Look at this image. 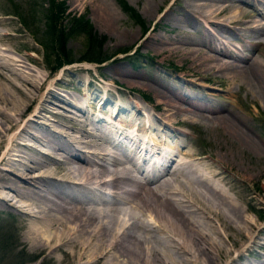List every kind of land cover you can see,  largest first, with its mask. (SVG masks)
I'll list each match as a JSON object with an SVG mask.
<instances>
[{
    "label": "bare ground",
    "instance_id": "6f19581e",
    "mask_svg": "<svg viewBox=\"0 0 264 264\" xmlns=\"http://www.w3.org/2000/svg\"><path fill=\"white\" fill-rule=\"evenodd\" d=\"M171 1L159 18L168 20L171 6L183 2L179 9L183 15L174 19L175 25L177 22V27L183 31L181 41L168 39L181 45L175 48L168 45L167 49L162 46L164 38L151 36L156 51H175L188 59L186 76L208 79L209 75L220 73L221 78L244 85L253 98L264 101V63L254 57L233 54L226 49L227 42L221 37V31L237 28L257 39L259 46L263 44L264 21H260L264 19L263 12L252 14L240 8V14L229 20L222 16L235 3L248 5L264 0ZM152 4L154 8L157 5ZM152 4L145 2L143 6L149 12ZM154 12L151 9V13ZM194 14L199 18L195 22L191 21ZM199 22L211 29L217 28L218 34L209 29L210 41L202 36L204 41L193 39L190 42L201 46L199 48L182 43V38L189 36V28H197ZM218 45L225 47L219 49ZM212 50L228 58L224 60L209 53ZM6 56L0 50V104L10 111L7 113L0 108V144L6 133L14 130L0 153V207L19 210V220L25 227L23 236L30 249L44 253L49 259L56 258V252L62 253L74 264H264V258L256 263L245 261L240 252L253 248L252 244L257 243L253 232L258 230L254 236L258 238L263 227L249 220L245 215L247 207L241 208L222 186L228 183L233 189L218 167L206 156L178 149L183 132L169 125L170 121L187 122L184 121L187 118L207 125L221 121L229 124L233 131L235 153L257 145L233 114H219L220 109L189 100L190 97L209 101L206 94L210 93L198 86H203L200 81L176 78L178 88H175L180 92L173 90L170 94L152 86L160 98L157 102L162 114L160 120L150 117V123L146 124L141 119V111L138 113L139 108L131 102L115 112V116L125 112L126 117H117L116 122L106 121L109 126L105 128L97 125L98 135L79 125L74 132L79 133L76 137L61 134L47 125L39 126L41 135L36 132L33 116L45 111L44 101L47 100L39 101V98L36 112L25 120H21V116L36 99L42 76H37L36 80L26 72L24 60L28 58ZM246 59L250 61L245 62ZM121 73L127 74L126 71ZM106 98L99 100L105 103ZM202 110L218 114H205ZM183 117L187 118L182 120ZM84 120L91 123L89 115L85 114ZM93 120L101 122L100 118ZM25 137L41 142L46 152H37L25 141L19 143V139ZM117 137L125 138L127 143ZM82 148L92 155H85ZM118 153L123 154L122 159L116 155ZM181 173H185L183 177ZM15 178L26 185L18 184ZM177 194L183 198L176 197ZM118 204L127 205L137 216L133 214L129 221V217H125L128 213ZM146 217L153 222L151 228ZM151 232L155 234L150 235ZM244 241L252 243L247 246ZM234 247L240 248L235 249L238 253L231 258Z\"/></svg>",
    "mask_w": 264,
    "mask_h": 264
},
{
    "label": "rangeland",
    "instance_id": "374dc122",
    "mask_svg": "<svg viewBox=\"0 0 264 264\" xmlns=\"http://www.w3.org/2000/svg\"><path fill=\"white\" fill-rule=\"evenodd\" d=\"M53 1L55 3L61 1L65 6L64 16L60 19V27H66L67 19L71 18L72 15L77 16L83 14L95 33L103 37L100 53L110 56V58L99 64L73 62L69 65L63 64L61 67L54 68L56 67V61L61 59L63 54L69 58H80L83 54L82 36L76 34L66 38L63 49L56 50L55 52L58 55H55V53L53 55V50H43L35 42L30 32L20 25L18 18L9 15L10 13H14V9L12 8L13 4L21 6L22 9L19 13H27L28 10H24L27 7V3H33V9L35 10L34 18L32 21H29L32 23L33 28L39 32L38 36H36L40 39L45 30L43 25L44 13L49 9V0H0V32H2L0 33V50L2 54L15 59L22 57L24 60L28 58V60H24L27 62L25 65L27 68H24L26 72L31 74L36 80L38 79L37 76H42L40 90L37 93L33 90L35 95H38L34 101L32 100L30 102L31 106L21 116V120H25L29 114L36 112L35 105L40 98L39 101L42 99L47 101H44L45 111H41V115L33 116L35 119L33 121L34 126L38 134L42 132L39 126L47 125V127H51L53 130H59L62 132L61 134L66 135L68 133L72 137H76L79 133L74 132L78 128L77 125H79L84 126L85 130L91 131L94 135H98L99 133L96 129L98 126L99 128H105L106 125L109 126L106 121L112 119L116 122L118 121L117 117H126L125 112H118L116 116L115 112L118 108L123 107L124 104L128 103L130 105L131 102L139 108L138 113L141 111V119L143 118L145 123L148 124L150 123V116L154 117L157 121L160 120L159 118L162 115L160 105L157 104L160 98L157 96L158 94L153 87L167 94V91H169V94L174 91L179 93L180 90L175 88L178 86L176 78L179 81L187 77L191 81L197 79L203 86L200 84L197 85L202 87L205 93L207 91L210 93L209 95L206 94L209 101L190 97L189 100H193L192 102H197L196 104L201 106L220 109L219 114H233L235 119H239L244 128L249 131L257 145L251 146L250 149L248 148L244 152L235 153L234 143L236 140H233L235 136L229 124L216 121L214 125H207V123L203 124L198 120L183 117L182 120L187 118V120H184L187 122L178 120V122L170 121L169 123L170 127L177 128L183 132L178 140L180 143V148L178 149H182V151L188 149L187 151L192 153L206 156L209 162L213 163L216 168L218 167L217 169L225 174L226 179L231 183L230 185L233 186V189L229 188L228 183L222 186L233 196V199L241 208L247 207L248 210L245 212L246 217L256 223L258 227H263L264 230V202H262L264 196V101L253 98L252 93L246 91L244 85L233 84L226 78H221L220 73H216V76L209 75L208 79L184 75L188 59H183L175 51H156L154 43L150 39L151 36H155L158 39L164 38L162 46L167 49L168 45L169 47L173 46V48L181 45L178 42H168V39L181 41L180 38L182 37L183 31H180L179 26L177 27L179 25L177 22L175 25L174 19L183 15L179 11L183 6V2L178 1L172 5V9L167 16L168 20H165L159 17L169 8L172 3L171 0ZM92 2L97 3L99 6ZM145 2H151V4L154 2L157 3L155 8L153 4L151 8L155 11V15L151 13V9L149 12L146 11L145 6H143ZM122 4L131 8L137 15V18L126 13ZM240 8L252 14H256L258 11L264 13V1L252 2V4L248 3V5L241 2L235 3L222 17L228 18L229 20L230 17L240 14ZM6 13L9 14L6 15ZM197 17L194 14L191 16V21L195 22L196 19H199ZM260 21L263 22L264 19ZM203 25L202 22H199L197 28L190 27L188 30L189 36L182 38V43L189 45L193 39L195 41L202 40L203 37L209 38L207 41H210L209 33L211 31L213 32V30L218 34L217 28L212 27L211 29ZM209 29H211L210 32ZM221 33V37L227 42H225L227 50H230V52L238 56L254 57L256 60L264 63V43L259 46L257 39L252 38L250 34H245L246 31L242 29L235 28L234 31H231V29L223 30ZM190 45L198 48L201 47L193 44ZM225 46L218 45L219 49H223ZM218 47L216 46V49ZM203 49L207 51L206 48ZM213 51H209V53L215 54L224 60L228 58L221 56L219 52L214 53ZM248 61L250 59L245 60V62ZM16 68L19 67L17 66ZM121 71H126L127 74H123ZM26 72L23 74H26ZM6 74L10 75L7 71ZM134 74H139V76L136 77ZM48 90L50 92L49 95H47ZM56 95H58L59 99H56ZM106 96L108 98H106L107 101L105 103L102 102L103 100H99L101 98L104 99ZM1 105L0 108L5 109L7 113L10 112ZM202 112L211 115L218 114L209 113L207 110H202ZM84 113L89 115L91 123L87 121L86 123L83 122L85 121ZM99 118L101 119V122H98L99 124L93 120ZM170 120L173 119L171 118ZM62 123L65 126L61 125ZM119 124L121 123L119 122ZM119 124H117V127ZM13 130H9L4 136V140L0 144V153L6 146ZM152 131L154 132V130ZM153 132L151 133L154 134ZM25 138H23L24 140L19 139V143H21L20 141H25L32 145L33 147H31L37 152L38 150L43 152L47 150L38 140ZM117 138L127 143L125 138ZM24 147L28 148L27 146ZM82 150L85 155H92L86 148H82ZM44 154L48 155L46 153ZM116 155L119 159L123 158L122 153ZM20 157L23 158L22 156ZM181 174H179L180 177ZM16 181L18 184L26 185L23 181L19 182L17 179ZM23 186L19 187L24 188ZM176 197L183 198L180 194H177ZM13 202L15 204L18 203L15 200ZM124 205L118 204L123 211L128 213L125 217H129V221H131V217L134 215L137 216V214L129 209L127 205ZM18 211L16 207H10L8 209L0 207V232L3 236H6L7 230L10 229L12 232H9V234H12L13 237L7 240L8 243L11 241L9 243L11 246L10 249L8 248L9 244L6 245V242L1 238L4 244H0V264H74L67 256H63L62 253L56 252V258L49 259L44 253H36V251L30 249L28 242L23 236L25 227L19 220L20 215ZM150 220L147 217L145 218V221L150 224L148 226L151 228L153 222H149ZM257 233L258 230L253 232V240L255 239L257 242L252 244L253 248L240 251L241 257L245 261L256 263L258 259L264 258V231L260 232L258 238H254ZM154 234V232L150 233V235ZM251 243L250 241H244L243 244L248 246ZM239 248L234 247L231 258L236 257L238 250L235 249ZM88 264H93V262Z\"/></svg>",
    "mask_w": 264,
    "mask_h": 264
},
{
    "label": "trees",
    "instance_id": "16d2710c",
    "mask_svg": "<svg viewBox=\"0 0 264 264\" xmlns=\"http://www.w3.org/2000/svg\"><path fill=\"white\" fill-rule=\"evenodd\" d=\"M48 6L49 9L44 13L43 25L45 30L43 31L40 39L37 38L39 32L33 28L32 23L29 21H32L34 18L35 10L33 9V3H27V7L24 9L28 10L27 13H19V11L22 9L21 6L13 4L12 8L14 9L15 14L6 13V15H13L18 18L20 25L30 32L35 42H37L43 50H53V55L54 53L55 55H58V53L55 52L56 50L63 49L66 38L76 34L82 36L83 54L80 56V58H69L63 54L62 58L56 61V67L54 68L61 67L63 64L82 61L99 64L110 58V56L100 53L103 37L98 36L95 33L83 14L77 16L72 15L71 18L67 19V26L60 27V19L64 16L65 12L64 3L61 1L55 3L53 0H49ZM122 7L126 13H129L131 16H135L137 18V15L131 10V8H128V6L124 4H122ZM9 232L12 231L8 229L6 236H3V234L0 232V244H4L1 238H3V240L6 242V245L11 242H7V240L13 238L12 234H9ZM10 247L11 246L9 244L8 248L10 249Z\"/></svg>",
    "mask_w": 264,
    "mask_h": 264
}]
</instances>
